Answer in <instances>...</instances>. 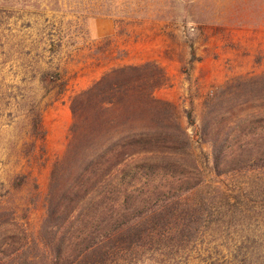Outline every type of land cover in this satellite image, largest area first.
I'll return each mask as SVG.
<instances>
[{
	"label": "rangeland",
	"instance_id": "1",
	"mask_svg": "<svg viewBox=\"0 0 264 264\" xmlns=\"http://www.w3.org/2000/svg\"><path fill=\"white\" fill-rule=\"evenodd\" d=\"M261 9L264 0H0V243L18 246L21 229L38 236L71 99L111 69L155 63L166 80L153 96L173 105L196 163L198 186L173 206L179 220L193 212L196 233L160 231L156 262L132 264H264V159L226 161L253 130L264 134V22L236 20ZM35 107L46 136L28 153ZM207 139L225 146L220 162Z\"/></svg>",
	"mask_w": 264,
	"mask_h": 264
},
{
	"label": "trees",
	"instance_id": "2",
	"mask_svg": "<svg viewBox=\"0 0 264 264\" xmlns=\"http://www.w3.org/2000/svg\"><path fill=\"white\" fill-rule=\"evenodd\" d=\"M236 20L257 24L264 22V14L261 9ZM165 80L155 63L115 68L71 99L70 138L51 172L38 236L21 229L25 237L15 247L6 237L0 264H123L127 257L129 264L155 263L165 238L160 231L180 233L186 227L196 233L188 213L179 220L173 207L199 183L190 176L196 163L173 105L153 96ZM257 119L264 123V116ZM30 134L28 153L45 141L38 107L32 111ZM247 138L246 150L224 159L232 168L264 159V134L253 130ZM212 140L217 163L225 146L217 149ZM25 184L21 176L13 187ZM145 247L153 251L150 258L140 257Z\"/></svg>",
	"mask_w": 264,
	"mask_h": 264
}]
</instances>
